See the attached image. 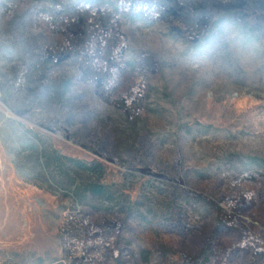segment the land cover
I'll return each mask as SVG.
<instances>
[{
  "label": "rangeland",
  "instance_id": "1",
  "mask_svg": "<svg viewBox=\"0 0 264 264\" xmlns=\"http://www.w3.org/2000/svg\"><path fill=\"white\" fill-rule=\"evenodd\" d=\"M0 264H264V0H0Z\"/></svg>",
  "mask_w": 264,
  "mask_h": 264
},
{
  "label": "trees",
  "instance_id": "2",
  "mask_svg": "<svg viewBox=\"0 0 264 264\" xmlns=\"http://www.w3.org/2000/svg\"><path fill=\"white\" fill-rule=\"evenodd\" d=\"M21 78H12L9 80L10 86H18ZM7 87H9L7 85ZM30 161L32 173L45 184L56 182L62 190L72 191L74 195L82 200V196L90 193L95 197L107 198L109 196L108 188L99 183H84L82 178L105 176V169L100 163H86L77 159H71L59 155L57 152L49 151L44 143L37 136H32L30 145ZM58 174V175H57ZM39 178V179H40ZM58 178V180H56ZM82 179V180H81ZM82 181L81 183H77Z\"/></svg>",
  "mask_w": 264,
  "mask_h": 264
}]
</instances>
